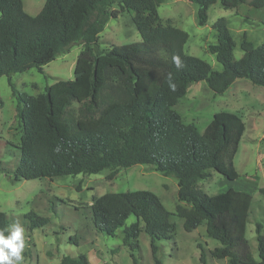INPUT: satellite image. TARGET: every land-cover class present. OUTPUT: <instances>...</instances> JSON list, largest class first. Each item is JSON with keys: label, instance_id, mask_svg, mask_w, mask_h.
Here are the masks:
<instances>
[{"label": "trees", "instance_id": "obj_1", "mask_svg": "<svg viewBox=\"0 0 264 264\" xmlns=\"http://www.w3.org/2000/svg\"><path fill=\"white\" fill-rule=\"evenodd\" d=\"M164 1L45 0L32 15L23 0H0V76H8L15 93L12 73L33 67L44 72V65L58 54L83 44L74 78L56 80L37 95L18 92L23 104L22 135L15 179L108 169L107 179L113 180L123 168L151 164L162 174L177 177L176 213L184 219L185 230L205 225L208 236L220 241L211 250L213 257L227 258L228 264H264V224L256 223L258 259L246 237L253 194L231 188L210 195L199 186L213 171L230 180L239 177L234 159L246 131L244 120L222 110L200 131L175 108L192 82L206 80L215 94H223L240 78L264 86V41L255 45L245 32L244 53L236 59L229 19L218 18L213 25L217 42L208 46L223 66L217 70L185 51L189 33L163 21L159 7ZM190 1L198 5L199 25L208 22L209 10L217 2L224 8H264V0ZM125 11L131 13L142 40L102 49L100 33L111 18ZM177 55L181 68L173 62ZM169 83L176 85L175 91ZM73 102L80 104L77 118L68 115ZM259 191L264 194V187ZM91 209L95 225L111 236L135 216L123 229L124 244L139 248L144 229L156 264H161L157 242L173 239L174 225L172 212L156 193L144 189L107 192L93 198ZM24 216L30 230L51 222L34 211ZM9 225L10 219L0 210V229ZM201 260L206 264L204 252ZM62 264H88V260L85 254L78 259L65 256Z\"/></svg>", "mask_w": 264, "mask_h": 264}, {"label": "rangeland", "instance_id": "obj_2", "mask_svg": "<svg viewBox=\"0 0 264 264\" xmlns=\"http://www.w3.org/2000/svg\"><path fill=\"white\" fill-rule=\"evenodd\" d=\"M23 2L25 10L36 15L45 0ZM115 8L119 7L116 5ZM197 11L198 5L190 0H165L159 7L164 22L189 33L185 51L206 60L217 70H222L223 66L208 46L217 42L213 25L218 18L229 19V28L236 41V59L244 53L241 43L245 32L255 45L264 41V8L249 5L224 8L217 2L211 6L205 25L198 24ZM140 40L141 34L128 11L111 18L100 33L102 49ZM82 48V43L70 46L45 64L44 72L33 67L12 73L10 78L16 93L8 76H0V210L7 214L10 225L19 222L25 228L23 264H62L63 257L78 259L80 254L86 255L88 264H135V261L137 264H156L151 238L144 229L139 236V248L131 249L124 244L123 229L136 220L135 216H130L125 226L111 236L99 230L92 214L94 197L107 192L138 189L156 193L172 212L174 238L157 242L156 256L161 264H202V252L205 253L206 264H228L227 258L212 256L211 250L221 243L208 236L204 225L193 231L185 230L184 219L176 213V206L180 203L177 177L166 176L151 164L123 168L113 180L107 179L108 169L96 174L15 179L22 135L20 111L23 104L19 101L18 92L37 95L56 80L74 78ZM111 83L114 86L116 81ZM79 108L80 104L73 102L68 115L77 118ZM175 108L186 123H195L200 131L206 128L216 112L222 110L235 112L244 120L246 131L234 159L239 177L230 180L213 171L210 177L199 182V186L210 195L231 188L253 194L246 237L254 257L258 259L256 223L264 224V194L259 191L264 187V86L240 78L223 94H215L206 80L192 82ZM30 211L50 217L51 222L40 228L28 229L29 221L24 215Z\"/></svg>", "mask_w": 264, "mask_h": 264}, {"label": "clouds", "instance_id": "obj_3", "mask_svg": "<svg viewBox=\"0 0 264 264\" xmlns=\"http://www.w3.org/2000/svg\"><path fill=\"white\" fill-rule=\"evenodd\" d=\"M173 62L177 68L183 66L178 55L173 57ZM168 86L175 91L174 83H169ZM25 248V228L21 223L15 222L0 229V264H23Z\"/></svg>", "mask_w": 264, "mask_h": 264}, {"label": "crops", "instance_id": "obj_4", "mask_svg": "<svg viewBox=\"0 0 264 264\" xmlns=\"http://www.w3.org/2000/svg\"><path fill=\"white\" fill-rule=\"evenodd\" d=\"M234 82H235V81H234ZM234 82H233L232 84H234ZM232 84H231V86H232ZM231 86H230V87H231ZM230 87H229V88H230ZM229 88H228L227 90H229ZM227 90H226V91H227ZM204 226H205V225H204ZM205 228H206V226H205Z\"/></svg>", "mask_w": 264, "mask_h": 264}]
</instances>
